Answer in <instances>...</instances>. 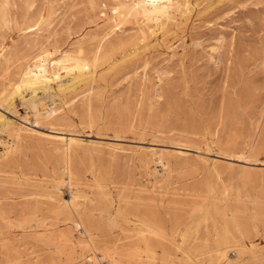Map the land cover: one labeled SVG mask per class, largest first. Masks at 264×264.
<instances>
[{"label": "rangeland", "instance_id": "1", "mask_svg": "<svg viewBox=\"0 0 264 264\" xmlns=\"http://www.w3.org/2000/svg\"><path fill=\"white\" fill-rule=\"evenodd\" d=\"M177 1L0 0V264H264V0ZM79 48L34 114L27 66Z\"/></svg>", "mask_w": 264, "mask_h": 264}, {"label": "bare ground", "instance_id": "2", "mask_svg": "<svg viewBox=\"0 0 264 264\" xmlns=\"http://www.w3.org/2000/svg\"><path fill=\"white\" fill-rule=\"evenodd\" d=\"M114 1L117 3V6L113 9V15L118 21L115 25V27L118 28L122 25V21L124 19H136V17L138 16H140L141 18H143V20L147 22L152 20L158 21L159 19L167 16L173 9L178 6L177 0H135L132 2L123 0ZM53 56V53H40L33 60V62L29 66H27L26 73L24 74L22 81L20 82V84L16 85L15 88L16 93H20V90L22 88L30 91V97L24 100V104L31 107V109L35 112L34 114L39 113V103H42L43 101H46L48 99L50 101V105L53 104L52 101L54 96L51 87V82H59V87L65 89L67 88L65 86H67L70 82L87 81L92 77L93 65L92 63H89L84 60V53L80 48L77 50L76 54H64L60 58L56 59L53 63H51V66L56 67V71L50 74L48 68L50 61L49 59H51ZM59 72L65 74V84L61 83V77ZM37 92H40V97ZM51 138L55 139L59 144L65 145L67 147V152H69L71 148L76 144V140L72 138H65L64 136L60 135L51 136ZM66 165L68 169V158ZM75 202L76 198L71 197L68 204L74 206ZM61 243L63 247H68L69 249L74 251L75 244H73L67 237L62 236ZM85 250L87 251V253H90V255H86L84 257V264H121L117 263L111 257V253L107 254L105 258H97L93 242L91 240H88V243H86ZM226 254L227 248L222 249L221 253L219 254V258H224ZM226 264L236 263L235 261H230Z\"/></svg>", "mask_w": 264, "mask_h": 264}, {"label": "built area", "instance_id": "3", "mask_svg": "<svg viewBox=\"0 0 264 264\" xmlns=\"http://www.w3.org/2000/svg\"><path fill=\"white\" fill-rule=\"evenodd\" d=\"M234 253L232 252V255H233Z\"/></svg>", "mask_w": 264, "mask_h": 264}]
</instances>
